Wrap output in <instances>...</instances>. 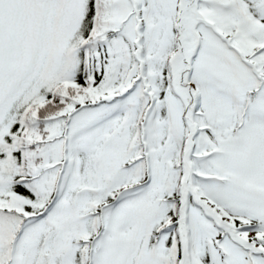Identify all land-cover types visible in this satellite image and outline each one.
<instances>
[{
    "label": "snow or ice",
    "instance_id": "snow-or-ice-1",
    "mask_svg": "<svg viewBox=\"0 0 264 264\" xmlns=\"http://www.w3.org/2000/svg\"><path fill=\"white\" fill-rule=\"evenodd\" d=\"M0 264H264V0H0Z\"/></svg>",
    "mask_w": 264,
    "mask_h": 264
}]
</instances>
